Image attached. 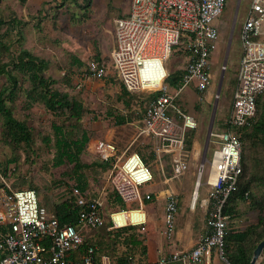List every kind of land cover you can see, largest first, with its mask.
<instances>
[{
  "label": "built area",
  "instance_id": "1",
  "mask_svg": "<svg viewBox=\"0 0 264 264\" xmlns=\"http://www.w3.org/2000/svg\"><path fill=\"white\" fill-rule=\"evenodd\" d=\"M241 1V0H240ZM228 0H131L129 12L117 19L116 44L111 58L119 78L127 90L154 94L147 105L139 135L153 142L158 157L170 156V179L182 177L190 167V148L187 132L198 127V120L180 107L182 93L192 89L207 92L214 78L212 57L219 41L220 30L214 20L224 11ZM239 9V8H238ZM238 13V12H236ZM237 16L234 18L233 26ZM231 35V42H232ZM241 42L234 86L225 130H209L218 145L209 163L211 172L206 180L207 195L201 199L204 163L200 165L195 182L197 196L190 202L195 209L201 199L205 206V229L192 248L178 247L161 255L157 261L140 262L132 257L121 263L108 253H97L90 244L75 260L71 253L84 243L87 228L104 223L103 201L100 197L88 200L79 188H73L79 205H84L77 224H62L59 218L40 203L33 188H12L0 181V264H213L214 257L226 259L225 240L235 212H228L229 199L237 188L242 173L243 140L237 130L253 124L257 117L258 99L264 94V0H252L240 24ZM231 42L227 48L229 55ZM184 44L187 62L177 86L168 82L170 72L165 61L174 46ZM228 56L224 60L227 69ZM103 60H93L87 65V76L103 77L106 66ZM224 74L215 92L218 105ZM213 96V95H212ZM97 154L114 160L111 182L128 205L135 202L140 207L116 210L110 213L113 226L139 225L146 229L147 216L141 210L144 201L152 199L151 193L143 195L141 186L154 181L152 169L137 151L119 153L117 145L100 140ZM212 176L214 179L211 180ZM179 197L170 193L164 203L163 235L172 237L179 213ZM133 210L143 211L144 218L126 224H117L115 215ZM6 231H4V228ZM5 254V255H4Z\"/></svg>",
  "mask_w": 264,
  "mask_h": 264
},
{
  "label": "rangeland",
  "instance_id": "2",
  "mask_svg": "<svg viewBox=\"0 0 264 264\" xmlns=\"http://www.w3.org/2000/svg\"><path fill=\"white\" fill-rule=\"evenodd\" d=\"M251 1L228 0L224 11L214 20L220 34L212 57L214 78L209 90L204 93L206 98L203 97V93L193 90L194 98L188 99L186 92L189 89H187L179 100L183 111L191 113L198 120V129L193 138V142L195 138L197 141L190 149L189 159L190 164L195 163L197 166L196 179L199 177L200 165L205 162L202 178L205 184L199 188L201 199L208 193L206 180L211 172L209 160L212 158L214 149L218 147L214 141L215 138L210 137L209 130L211 127L215 132L225 130L224 121L227 118L231 90L234 86L240 56V24L246 16ZM130 6L131 0H0V17L5 19V23L0 27L1 63H10L12 67V62L20 51L29 49L33 54L48 61L45 73L53 79L52 87L69 93L71 97L81 101L85 107L80 121L53 111L39 101L26 108V90L30 87V81L27 76L18 71L17 89L13 94L5 95L6 104L11 108L13 115L29 126L31 138L27 143H13L4 135L3 117L0 114V162L2 164L0 181H7L14 189L36 188L40 194L41 204L48 211H54L59 202L67 199L69 190L66 184L75 181L76 176L73 172L75 164L65 163L60 166L54 164V157L57 153L55 145L59 139L56 132L58 125L62 126L67 138L79 137L83 130L89 134L90 140L85 154L81 156V161L88 166L83 167L82 172L87 177L90 195L100 197L104 202L106 215L108 216L109 213L110 217V213L116 210L140 207V203L132 202L118 208L119 201L116 200L111 183V172L115 161L111 160L109 165L103 166L99 160L100 155L97 154L99 139H113L119 145H117L119 153L126 150L129 138L137 133L139 126H142L141 120L145 109L154 95L142 91L126 93L113 66L111 54L116 44V21L129 12ZM236 16L235 26H233ZM231 35L233 36L227 69L224 71V60L227 56L226 51ZM183 51L184 44L174 46L171 55L165 61L170 73L184 69L188 57ZM97 55H100L99 58ZM94 59L105 62V76L86 75L87 65ZM222 74H224V80L217 105L214 93L219 88ZM7 82H9L8 75L1 73L0 89ZM209 93H211L210 99L207 98ZM121 117H125L128 121L118 123ZM144 138L146 141L141 142ZM243 145L248 165H250L246 178L253 179L250 189L253 196H248L243 200L238 198L232 203L236 216L229 231L244 229L257 222L260 211L251 201L253 199L264 201V141L245 137ZM154 146L149 137L144 135L135 142L132 148L153 160L157 159L156 156L151 155L155 152ZM162 162L166 165L165 160ZM159 163L161 162L156 160L151 165L153 173L156 174V180L158 179L157 173L162 171ZM193 166L194 164L186 171L185 180L190 179ZM6 168L8 177L2 175ZM165 168L169 173L168 165ZM154 181L141 186L143 195L156 190ZM193 181L194 176H192V183ZM199 207L198 205L197 209ZM187 209L180 207L175 232L180 222L185 227L184 232L188 231L186 223L190 220H195V225L201 224L199 219L201 210L199 209L194 218H189L187 215L190 214L186 213ZM141 210L146 213L144 206ZM126 222L129 223V221ZM111 226H113L112 223L107 226L103 224L95 228H87L85 231L87 239L98 249V242L104 239L107 243L105 253L114 258L126 252H130L136 258L141 257L143 247L137 243H128L130 230H123L122 227L110 229ZM126 226L137 227L138 225H125L124 227ZM121 230L130 234L126 235V232L122 234ZM101 250L99 249L100 253H102ZM213 264L230 263L227 258H219L216 255Z\"/></svg>",
  "mask_w": 264,
  "mask_h": 264
},
{
  "label": "trees",
  "instance_id": "3",
  "mask_svg": "<svg viewBox=\"0 0 264 264\" xmlns=\"http://www.w3.org/2000/svg\"><path fill=\"white\" fill-rule=\"evenodd\" d=\"M4 23H5V19L0 17V27ZM1 43L2 42H0V44ZM183 53H185V51H183ZM185 55H187V53H185ZM99 56L100 55H97L98 58ZM79 63L82 64L80 61ZM47 66H48V61L45 58L33 54L29 49H22L20 51L17 58L13 60L12 67L10 63H1L0 61V74L6 73L9 79V82H7L0 89V114H2L3 117L4 135L8 137L13 143L16 144L22 142L27 143L30 141L31 138V132L29 130V126L27 125V123L16 118L13 115L11 108L7 106L5 101V95L13 94L18 87L19 77L17 71L27 76L30 81V87L26 90V103H25L26 108L31 107L35 102L39 101V102H43L47 108L53 111H58L60 113H63L67 115L69 118L75 119L76 121H80L83 117L85 111V107L83 103L78 99L71 97L69 93L63 92L61 90L52 87L53 79L47 76L45 73ZM183 73L184 70L179 69L178 71L172 72L170 74V76L168 77V82L171 84L172 87L177 86ZM116 75L119 78V75L118 74ZM119 80L121 81L120 78ZM122 85L126 93L131 92L126 89L123 83ZM258 106H259L258 114L253 124L248 127H244L240 130H237L242 140H244L245 137H249V138H257L259 140L264 141V94L259 97ZM127 121L128 120L125 117H121L120 119H118L117 122L121 124ZM56 128H57L56 132L58 134L59 139L57 140L55 145L57 148V153L54 157V164L55 166H60L65 163L75 164L73 172L76 174V176L74 178L75 181H71L66 184L67 189L69 190L68 191L69 195L67 199H64L63 201L59 202L55 206L54 211L49 210V212L55 214L59 218L62 224H77L80 212L86 207L84 205L78 204V201L76 200L77 197L73 195V188L74 187L79 188L81 194L84 197H86L88 200H92L96 198L95 196L90 195L88 191L89 188H88L87 177L82 172V168L88 166V164L83 163L81 161V156L85 154L84 152L90 140V136L86 130H83L79 137L67 138L65 133L63 132L61 125L56 126ZM197 129L198 127L195 130L187 132V145L190 149L193 145V138ZM244 150L245 149L243 145L242 173L239 177L237 188L229 199V203L226 208L228 212L231 211L233 212L232 203L236 199L239 198L243 200L246 199L248 196L251 197L253 196V193L250 192L253 179L246 178L248 172L250 171V165H248L247 156ZM136 151L139 152L138 150ZM140 154L142 155L145 163L152 169L151 165L154 164L156 159L152 160L151 158H149V156L144 155V153L143 154L140 153ZM151 155L156 156V153L153 152L151 153ZM99 160L101 161L100 163L103 166L109 165L111 161V160L103 159L101 157ZM1 167L2 164L0 162V168ZM153 174L155 180L156 174L155 173ZM2 175L8 177L7 168L3 170ZM20 188H24V187H20ZM28 188H33L37 191V189L34 187H28ZM113 189L115 192L116 200L119 201V203H117L118 208H122L124 207V205L126 206V204L123 202V200L117 193L114 186ZM37 193L40 196L38 191ZM251 202H253L252 204H254V206H256L260 211L257 222L249 225L244 229L229 231L227 234L225 240L224 255L228 259L230 264H249L254 249L256 248L258 243L264 238V201L261 200L255 201L253 199ZM104 208L105 207L103 206V215H104L103 224L107 226V224H111V220L109 217V213L107 216ZM110 208L111 207H109V209ZM3 228L4 231H6V228L5 227ZM122 228L123 230L127 229L130 230L131 232L128 243H132V244L137 243L138 245L140 244V246L143 248L141 250L142 253L141 257L136 258L135 255L130 254V252H126L122 255H118L115 257L117 263H121L122 261H124L126 258L129 257H132L140 262L145 261L143 256L146 254L147 251V247L144 245L146 231L143 230L139 225L137 227L126 226ZM123 230H121L122 234L127 231L126 230L123 232ZM83 234L85 236L84 243L81 245V247H79L78 250L71 253V259L73 260L77 259L78 256L81 253H83L90 244H93L87 239L85 231L83 232ZM128 234L130 233L126 232V235ZM98 243H99V249L100 250L102 249L101 250L102 253H105V251H107V249H105L107 245L105 240L102 239ZM99 249L96 248L97 253H100ZM263 256H264V252H263Z\"/></svg>",
  "mask_w": 264,
  "mask_h": 264
},
{
  "label": "crops",
  "instance_id": "4",
  "mask_svg": "<svg viewBox=\"0 0 264 264\" xmlns=\"http://www.w3.org/2000/svg\"><path fill=\"white\" fill-rule=\"evenodd\" d=\"M194 92L192 89H189L186 94H188L189 98H194ZM213 95V94H212ZM211 93L207 95V98L210 99ZM186 97V96H185ZM187 100V99H186ZM188 101V100H187ZM142 122V120H141ZM141 127H138L137 135L135 134L128 140V144L126 145V150H123L124 152H132L135 151L132 147L135 144L136 141L140 140V137H144V135H139ZM112 138V136H111ZM100 140H109V139H99ZM109 141H112L115 143L113 139H110ZM145 142L146 139L144 138L141 142ZM196 138L194 139L193 146L196 144ZM116 144V143H115ZM118 145V144H116ZM119 146V145H118ZM117 146V147H118ZM130 149V151H129ZM132 149V150H131ZM122 151V153H123ZM156 160H159L161 163H159L160 169L162 170L160 173H157L158 179L154 181V186H156V190L150 191L147 193L152 194V199H150L149 202H144L142 206L146 208L147 213V223H146V235L144 240V245L147 247L146 254L143 256L145 261L149 262H155L157 259L164 254H167L171 252L173 249L178 247H184V248H192L196 244V241L198 238L206 232L205 229V206L203 205L201 199H199L196 208L190 209V202L193 195V191L195 189V182H196V175H197V166L194 164V169L191 171V177L190 179H186V173L181 177L180 179H170L171 176V168L168 163L170 162V156L169 155H163L158 157L156 153ZM165 160L166 165L169 167V173L166 171V165L162 162ZM192 163L190 164L193 165ZM159 169V168H158ZM192 176H194V181L192 183ZM185 177V178H184ZM207 192L209 190V186L206 185ZM170 193L176 194L179 197V206L182 208L187 209L186 213L190 214L187 215L189 218H194L199 209L201 210V217L199 225H195V220H190L186 223V228L188 229L187 232H184V226L181 224V222L177 226L176 232L172 235V237L167 238L163 235V226H164V203L165 198ZM205 197V196H204ZM202 197V198H204ZM196 198V192H194L193 199ZM198 205L200 206L198 209ZM180 211V209H179ZM3 213V207L0 206V215ZM180 213V212H179ZM178 213V215H179ZM129 215V216H128ZM127 215V212H122L120 214L115 215V219L117 220V224H123L126 221H130L131 217L130 214ZM140 215V217H143V212L139 214V211L133 210L131 212V216L137 217ZM178 217V216H177ZM182 219V218H181ZM187 221V220H186ZM127 223V222H126ZM2 252L0 251V258L2 256ZM76 256V255H74ZM78 256V255H77ZM79 257V256H78ZM259 264H264V256L262 257Z\"/></svg>",
  "mask_w": 264,
  "mask_h": 264
},
{
  "label": "water",
  "instance_id": "5",
  "mask_svg": "<svg viewBox=\"0 0 264 264\" xmlns=\"http://www.w3.org/2000/svg\"><path fill=\"white\" fill-rule=\"evenodd\" d=\"M230 42H231V40H230ZM230 42H229V44H230ZM263 252H264V238L258 243L256 248L254 249L253 255L250 259L249 264H259L262 257H263Z\"/></svg>",
  "mask_w": 264,
  "mask_h": 264
},
{
  "label": "bare ground",
  "instance_id": "6",
  "mask_svg": "<svg viewBox=\"0 0 264 264\" xmlns=\"http://www.w3.org/2000/svg\"><path fill=\"white\" fill-rule=\"evenodd\" d=\"M213 179H214V176H212L211 180H213ZM195 192H196V196H197V190H196ZM131 212H132V211H131ZM131 212H127V215L130 214V217H131V220L129 221V223L144 218V215H145V214H144L143 211H139V214H140V212H141V213L143 212V217H140V215H138L137 217H133V216H131ZM128 216H129V215H128Z\"/></svg>",
  "mask_w": 264,
  "mask_h": 264
},
{
  "label": "flooded vegetation",
  "instance_id": "7",
  "mask_svg": "<svg viewBox=\"0 0 264 264\" xmlns=\"http://www.w3.org/2000/svg\"><path fill=\"white\" fill-rule=\"evenodd\" d=\"M228 50L226 51V54H227Z\"/></svg>",
  "mask_w": 264,
  "mask_h": 264
}]
</instances>
